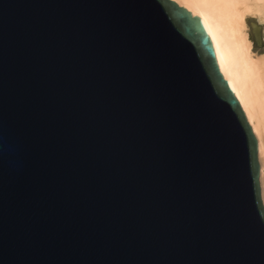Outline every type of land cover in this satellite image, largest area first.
<instances>
[{"label":"water","instance_id":"1","mask_svg":"<svg viewBox=\"0 0 264 264\" xmlns=\"http://www.w3.org/2000/svg\"><path fill=\"white\" fill-rule=\"evenodd\" d=\"M259 172L185 7L0 0V264H264Z\"/></svg>","mask_w":264,"mask_h":264},{"label":"bare ground","instance_id":"2","mask_svg":"<svg viewBox=\"0 0 264 264\" xmlns=\"http://www.w3.org/2000/svg\"><path fill=\"white\" fill-rule=\"evenodd\" d=\"M174 1L200 19L218 69L256 137L264 206V51L253 49L256 40H264V0ZM252 17L255 23L250 34L248 19Z\"/></svg>","mask_w":264,"mask_h":264},{"label":"rangeland","instance_id":"3","mask_svg":"<svg viewBox=\"0 0 264 264\" xmlns=\"http://www.w3.org/2000/svg\"><path fill=\"white\" fill-rule=\"evenodd\" d=\"M252 23H255V18H253V17L248 19V26H249L250 34L253 32L251 30ZM260 43H261V45H257L256 41H255V44H254V47H253L255 52H263L264 51V40L262 42H260Z\"/></svg>","mask_w":264,"mask_h":264}]
</instances>
